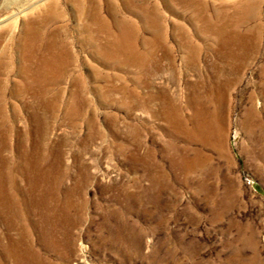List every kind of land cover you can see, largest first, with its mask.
<instances>
[{
  "label": "rangeland",
  "instance_id": "rangeland-1",
  "mask_svg": "<svg viewBox=\"0 0 264 264\" xmlns=\"http://www.w3.org/2000/svg\"><path fill=\"white\" fill-rule=\"evenodd\" d=\"M7 1L0 0V31L8 26L14 37L26 20L23 13L39 4L34 15L43 31L53 33L49 41L68 44L66 66L50 71L51 77L59 71L61 80L48 84L45 102L18 92L23 86L15 64L0 76L7 87L6 117L16 130L21 187L27 188L29 160L39 165L45 159L39 169L58 181L53 198L69 206L64 215L53 206L58 209L50 208L44 221L29 215L27 231L20 226L18 246L28 251L29 262L264 264V0L237 30L227 22L231 35L251 30L248 37L259 38V52L250 50L237 70L216 55L206 28L222 25L213 10L231 14L232 5L147 0L164 30L150 52L139 44L153 40L149 24L122 0H111L121 17L145 29L136 45L145 60L137 68L123 61L122 52L109 58L95 48L94 41L104 39L92 26L89 0H81L84 15L78 0H56L52 14L40 7L47 0H22L18 10ZM96 1L98 15L110 22L106 3ZM197 3L203 14L198 18ZM6 49L0 47L11 57L5 63L17 60L14 47ZM219 81L226 84L223 131L210 145L193 132L189 97L205 95ZM178 104L181 130L174 119ZM191 163V170L181 168Z\"/></svg>",
  "mask_w": 264,
  "mask_h": 264
},
{
  "label": "bare ground",
  "instance_id": "bare-ground-1",
  "mask_svg": "<svg viewBox=\"0 0 264 264\" xmlns=\"http://www.w3.org/2000/svg\"><path fill=\"white\" fill-rule=\"evenodd\" d=\"M122 1L124 6L130 9L135 16L144 19L145 23L149 24L148 27L152 29L154 38L151 42L141 40L139 44L147 48L150 52H154L158 48L164 34V30L159 22L160 15L155 11V6L151 5L148 9L146 7L147 0H140L139 6H132V4H135L133 0ZM195 1L196 0H193L194 3ZM96 2V0H89V4L91 5L90 20L92 26L95 27V33L101 35V38L104 40L103 43L99 45L96 44L98 43L97 41H94V45H96L95 48L101 52L100 54L109 58L113 55H118V52H122L125 55V60H123L125 63L136 66L137 68L142 67L141 63L144 62L145 58L137 52L136 45L138 44L137 40L139 39L138 36H140V32L145 31V29L143 27L137 28L126 20V18L124 19L121 17L117 13L116 7H112L109 3L111 0H104L107 14L111 19L110 22L105 21L98 15V9L95 7L97 4ZM180 2L186 4L185 6L188 7L187 3L189 0H180ZM215 2H221V4L224 5H232L233 8L231 14L224 9L213 10L212 18L221 22L222 25L220 27L213 25L206 26L207 31L213 35L212 38L217 49V51H215L217 52L216 55L220 56L222 59H226V62L232 65L234 69H243L250 55L249 51L252 50L254 56L259 52V38L258 36L252 38L248 37L251 30H249L248 36L239 35L238 33H235L236 35H231V26L228 25L227 22L231 20L232 23H235L234 30H237L238 25L246 23L249 17L256 12L260 0H215ZM55 4L56 0H50L49 2L47 0L43 2L40 7L48 8L50 14H52L51 10ZM5 5H16L18 10L25 5V2L22 5V0H8ZM35 5L31 6V9L23 13L26 20L22 22L19 31L14 37H10L11 34L7 31L8 26L3 27V30L0 31V47L7 48L5 52H8V45H12L17 59L5 63L6 60H11V57L9 58V55L0 50V76L1 71L4 69L7 70L12 64H15L16 71L21 77V85L23 86V91L18 90V92L31 94L34 98L42 99L43 102H45L48 84L55 80H61L58 74L59 71L57 73L54 72L55 75L52 77L50 71L60 70L66 66L68 44L63 41H58L57 38H54L56 40L52 42L49 41V39H53V33H47L39 26L42 22L41 20L38 21L36 15H34L37 9ZM77 5L79 15H84L87 9L84 6L86 4L83 5L81 0H78ZM198 5L197 3V6ZM198 7L195 14L197 18L203 16L199 11V9H202V5ZM133 8L136 9L132 10ZM205 22L208 23L206 20ZM15 28L16 25L11 29ZM83 29L91 36V32L88 31L87 28L84 27ZM229 46L235 48V51L233 49L230 53L224 51ZM57 47H59L61 51H59V49L58 52H54ZM261 76V83L264 84V68ZM4 83V79L0 78V264H35L36 262L33 260L32 263L29 262L30 257L28 251L18 246V229L20 226L22 231H27V227L32 228L30 216L34 217L36 215L37 217L35 220L44 221L46 213L50 208L58 209L53 206H61L62 208L59 210L63 215L67 209H69V206L67 204L65 206L62 204L58 205V203H60L59 200L53 198L56 192V183H58V181L50 178L47 168L39 169V165H41L45 159H41L39 165L38 162L28 159L29 163L24 171L25 179H27V188L24 189L21 187L17 156L18 148L15 137L16 130L14 125L9 123L6 117L3 99L7 87H5ZM224 86H226V84L219 81L217 84L209 86L206 89L205 95H201L195 91L192 92L189 97L192 110L190 112L192 113L193 132L201 136L205 144H215L217 136L221 135L223 131V110L225 102ZM14 94L17 95L18 93L16 92ZM262 112L264 113V108ZM249 114L256 116L254 110H251ZM182 115V107L178 104L174 107V119L176 127L180 130L184 128ZM260 127L262 131H264V126ZM195 156L198 157V154ZM193 163L181 166V168L191 170L195 166L192 165ZM29 169L32 170L33 174L28 173V171H30ZM21 196H24V201L21 200ZM25 201L28 205L24 203ZM32 209H34V211H32ZM37 231L40 230L37 229Z\"/></svg>",
  "mask_w": 264,
  "mask_h": 264
}]
</instances>
